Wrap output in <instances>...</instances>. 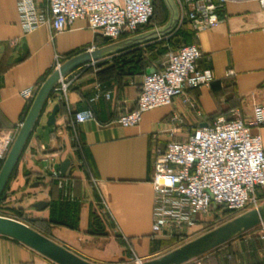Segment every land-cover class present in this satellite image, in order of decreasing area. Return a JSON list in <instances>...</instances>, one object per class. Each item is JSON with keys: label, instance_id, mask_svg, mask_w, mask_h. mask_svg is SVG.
<instances>
[{"label": "crops", "instance_id": "0c3cea01", "mask_svg": "<svg viewBox=\"0 0 264 264\" xmlns=\"http://www.w3.org/2000/svg\"><path fill=\"white\" fill-rule=\"evenodd\" d=\"M152 1L169 16L164 0ZM37 2L46 4L48 0ZM174 2L180 15L181 6ZM217 15V26L197 34L186 26L192 33L189 45L201 51L199 69L213 73L211 85L186 90L171 106L144 113L137 126L123 127L118 118L135 108L143 76L158 69L161 62L152 61L142 74L134 65L135 56L181 26L164 39L89 62L61 78L69 83L65 95L59 81L0 206L19 207L29 222L47 227L32 229L94 264H135L136 258L145 262L179 247L149 239L154 150L164 149L171 141H185L195 128L210 126L217 118L249 120L254 106L264 105V11L255 1L229 2L217 9ZM163 25L151 22L136 34ZM114 42L89 30L83 20L57 35L46 27L24 34L16 0H0V148L6 134L15 133L23 122L39 87L55 70V62L61 65L81 52ZM55 105L60 109L54 125L48 126ZM85 110L92 112L93 120L72 126L73 114ZM252 133L261 136L264 147V127ZM65 160L69 166L62 174L60 166ZM3 161L0 159V168ZM61 196L60 201L78 207L76 230L48 223L51 202ZM259 196L264 203V194L259 192ZM37 202L47 206L38 210L33 207ZM205 226L204 218H199L189 229L190 238ZM263 236L264 223L217 247L214 255L189 264H264ZM0 264L55 263L0 236Z\"/></svg>", "mask_w": 264, "mask_h": 264}, {"label": "built area", "instance_id": "2783aa9c", "mask_svg": "<svg viewBox=\"0 0 264 264\" xmlns=\"http://www.w3.org/2000/svg\"><path fill=\"white\" fill-rule=\"evenodd\" d=\"M217 1L176 0L181 6L179 27L186 24L194 34L211 29L220 21L217 9L229 2L255 1L264 11V0ZM16 7L24 34L46 27L57 35L83 20L89 30L111 42L149 26L153 16L152 0H48L46 4L16 0ZM200 58L196 45L169 51L158 69L143 76L135 108L121 114L118 123L137 126L144 113L171 106L186 90L209 87L214 76L210 70L199 69ZM59 66L55 62L54 69ZM63 80L60 84L65 95L69 83ZM91 120L92 112L85 110L74 113L70 123L75 126ZM21 125L15 133L6 134L0 148L1 160ZM262 127L264 105H258L249 120L217 118L210 126L195 128L185 141H171L164 149L154 150L151 242L185 244L190 238L189 229L199 218L208 216L211 204L217 206L216 210L238 213L260 205L259 192L264 194V147L261 136L252 130ZM141 263L135 259V264Z\"/></svg>", "mask_w": 264, "mask_h": 264}, {"label": "water", "instance_id": "95a60500", "mask_svg": "<svg viewBox=\"0 0 264 264\" xmlns=\"http://www.w3.org/2000/svg\"><path fill=\"white\" fill-rule=\"evenodd\" d=\"M164 3L169 11V18L163 26L111 43L94 51L81 52L61 64L44 80L36 92L0 168V199L41 116L45 104L60 79L89 62L134 49L172 35L179 25V12L174 0H164ZM59 109L58 105L53 107L47 119L48 126L54 125L55 116L59 112ZM68 166L69 160L62 162L60 166L62 174L65 173ZM46 206V202H37L33 205L38 210ZM263 223L264 203L158 258L142 262L141 264H187L232 239L259 227ZM0 236H5L22 243L55 264H94L59 246L28 225L15 219L0 216Z\"/></svg>", "mask_w": 264, "mask_h": 264}, {"label": "rangeland", "instance_id": "374dc122", "mask_svg": "<svg viewBox=\"0 0 264 264\" xmlns=\"http://www.w3.org/2000/svg\"><path fill=\"white\" fill-rule=\"evenodd\" d=\"M158 9H159V14L158 15L156 14L158 17L157 19H159L161 22H163V24H165L168 20V17H169L168 13H167V11H165V9L162 6H159ZM157 23H159V22H157ZM163 24H161V25H163ZM187 42H188V38L183 36V35H178L175 37L170 36L166 39V41H162L161 43L159 42V44H158V46H156V48H153L152 50L147 49L144 52H146L148 54V56L153 57L154 61L162 62L165 58V55L169 51L176 50L181 46L187 45ZM260 192H262V191H260ZM262 200H260V201L262 202ZM261 202H260V204H261ZM4 206H6V205H4ZM4 206H2V205L0 206V216L15 219V220H18L21 222L25 221V223H27V225H29L30 227H36L40 231H43V229L38 224L33 223V222H29V219L24 216L22 209H19V207H11V208L8 207L7 208ZM216 208H217V206L214 204H211L209 206L210 213L208 214V216H206L204 218V222L206 224L205 228L202 231L198 232L196 235L192 236L193 238H189L187 240V242L207 233L208 231H211V230L223 225L224 223H226V222L232 220L233 218L242 214V213H238V212H231V211L224 210V209H217L216 210ZM22 223H24V222H22ZM229 242H231V241H229ZM214 253H215V249L204 254V255H202V256H200V257H198L197 259H195L191 262H199L202 259H204L206 256L214 255ZM191 262H189V263H191Z\"/></svg>", "mask_w": 264, "mask_h": 264}, {"label": "trees", "instance_id": "16d2710c", "mask_svg": "<svg viewBox=\"0 0 264 264\" xmlns=\"http://www.w3.org/2000/svg\"><path fill=\"white\" fill-rule=\"evenodd\" d=\"M159 6L161 5H156L153 2V16L151 18V22L161 25L163 24V22L157 19L158 18L157 15L159 14V9H158ZM156 21L159 23H157ZM186 26H187L186 24H183L175 32V34L172 35V37L183 35L188 38L187 45H189L192 33H190L186 29ZM162 41H166V40H162ZM162 41H158L156 43L148 45L147 47H145L143 51L140 50L137 56L134 55L135 57H137V61L134 62V65L137 67V69L141 71L140 73L145 74L150 67V63L154 61V58L151 56H148V54L144 51H146L147 49L152 50L153 48H156L159 42L161 43ZM27 111L25 112L23 117L26 116ZM62 198L63 197L61 196L59 197L58 200L51 202V205H50L51 212H50V218L48 220V223L51 225H59V226L67 227L69 229L76 230L78 228V207L75 204H72V203L70 204L68 202L60 201V199ZM35 223L38 224L43 230L46 227V225L43 224L42 222H35ZM95 224L98 225L97 220L95 221Z\"/></svg>", "mask_w": 264, "mask_h": 264}]
</instances>
